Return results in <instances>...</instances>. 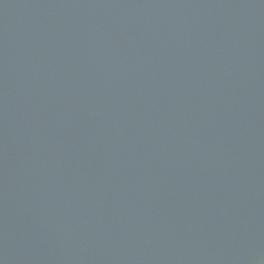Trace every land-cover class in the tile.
<instances>
[{
    "label": "water",
    "instance_id": "95a60500",
    "mask_svg": "<svg viewBox=\"0 0 264 264\" xmlns=\"http://www.w3.org/2000/svg\"><path fill=\"white\" fill-rule=\"evenodd\" d=\"M0 264H264V0H0Z\"/></svg>",
    "mask_w": 264,
    "mask_h": 264
}]
</instances>
